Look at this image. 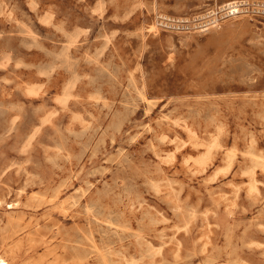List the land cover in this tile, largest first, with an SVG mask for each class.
I'll return each mask as SVG.
<instances>
[{
    "label": "rangeland",
    "instance_id": "rangeland-1",
    "mask_svg": "<svg viewBox=\"0 0 264 264\" xmlns=\"http://www.w3.org/2000/svg\"><path fill=\"white\" fill-rule=\"evenodd\" d=\"M12 248L264 264V0H0L9 264Z\"/></svg>",
    "mask_w": 264,
    "mask_h": 264
},
{
    "label": "bare ground",
    "instance_id": "bare-ground-1",
    "mask_svg": "<svg viewBox=\"0 0 264 264\" xmlns=\"http://www.w3.org/2000/svg\"><path fill=\"white\" fill-rule=\"evenodd\" d=\"M233 4L234 3L230 4L231 8H233L232 12H236V11L238 12V10H237L238 6H232ZM18 245H20V244H16L15 247L17 246V248H18ZM17 250H19V248ZM17 250H15V248H12L10 250L11 256H12V261L14 262V264H18L19 263V257L17 255L18 254ZM0 264H9V263L6 261V259H4L2 256H0Z\"/></svg>",
    "mask_w": 264,
    "mask_h": 264
}]
</instances>
